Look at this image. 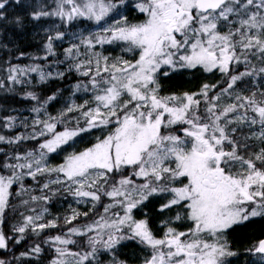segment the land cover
Listing matches in <instances>:
<instances>
[{
    "label": "snow or ice",
    "instance_id": "6c2138e0",
    "mask_svg": "<svg viewBox=\"0 0 264 264\" xmlns=\"http://www.w3.org/2000/svg\"><path fill=\"white\" fill-rule=\"evenodd\" d=\"M8 3L0 0V19ZM126 4L55 0L32 16L101 27L65 50L64 70L9 62L0 79V89L14 91L30 85L33 73L42 84L74 73L82 79L72 95H90L52 115L48 106L61 89L47 96L26 91L31 119L0 118V250L59 229L42 241L54 253L49 264H127L118 250L130 242L146 251L142 264H231L239 253L230 232L264 218V0H134L142 16L135 23L113 17ZM64 39V31L49 34L45 55L33 59L56 57L55 42ZM105 45H121L125 55L97 50ZM198 72L218 80L162 94L164 78ZM97 131L89 146L68 151ZM30 141L37 143L26 147ZM61 153L62 162L52 164ZM24 196L19 207L27 213L13 203ZM58 197L87 210L69 205L67 215L48 219L47 205ZM154 200L162 201L159 212L174 213L160 222L159 235L147 213L135 215ZM10 213L20 219L5 232ZM247 251L264 260V239ZM43 252L34 243L20 256ZM19 258L0 256V264Z\"/></svg>",
    "mask_w": 264,
    "mask_h": 264
},
{
    "label": "rangeland",
    "instance_id": "374dc122",
    "mask_svg": "<svg viewBox=\"0 0 264 264\" xmlns=\"http://www.w3.org/2000/svg\"><path fill=\"white\" fill-rule=\"evenodd\" d=\"M55 0H20V3H15L14 0H9L8 5H6V9L3 10V18L0 19V24L3 25L7 22H12L15 19H20L22 17H27L29 22L27 25L22 28L18 27L16 30H8L5 32H0V54L5 52L10 53L14 50H17L18 54L15 58L16 62L21 58H26L28 65H32L37 63V59H33L34 57H43L45 55V45L47 43V37L49 34H55L56 31H64L65 39L62 41L55 42V51L57 53L56 60L54 61V66L46 68L48 71H57L64 70L68 61L65 58V50L75 42H78L79 39L85 38L89 35L95 34L100 30V25L96 24L94 21H90L87 19H77L73 21L71 24H65L61 20L56 17H42L39 20H35L32 16L40 11L51 10L54 7ZM134 0H128V4L119 8L117 12L113 13V17L115 19H119L121 15L127 16L128 20L135 23L138 20L142 19V16L135 11ZM112 18L106 22L108 24L112 23ZM2 28V27H1ZM83 51V49H81ZM97 50L102 51L105 55L111 56H121L125 55L122 51L121 45H105L102 49L98 48ZM21 53H24L23 57H21ZM52 58V57H49ZM130 58V54L128 57ZM42 60V59H38ZM56 61H64V63L57 64ZM15 65V63L13 64ZM21 66H25L19 64ZM243 70V69H241ZM7 73H0V79L6 80ZM31 84L30 85H14V91H6L5 89H0V94L3 92H8L12 95L24 94L26 91H30V89L35 88L37 86H47L51 85L53 82L65 85L61 88V94L58 96V101L53 102L48 106V111L52 115H56L62 109H64L65 105L69 102L75 101V103H82L84 100L90 99V95L87 93H77L75 96L72 95L70 89H72L80 79L77 74L69 73L65 79L63 80H49L47 83H40L39 77L33 73L30 77ZM218 80V76H211L205 73H184L183 75L175 74L172 78H164L161 81V91L162 94L167 95L171 93H183L185 91H196L199 89L202 83H212ZM247 88V85L244 86ZM32 107V106H31ZM31 107L26 108L24 110L16 109L10 110L4 115L1 116L3 118L6 115H16V116H24L31 119L32 113L30 111ZM3 108L0 106V111ZM17 131H25L24 129H18ZM9 135L11 133H8ZM99 132H94L93 134H84L83 137H78L75 141V147L69 148L68 151L72 150H80L86 146H89L95 139V136L98 135ZM31 142V141H30ZM35 142L36 141H32ZM66 153H61L60 155H53L50 160L52 164L61 163L63 157ZM31 180V179H26ZM33 182V181H32ZM33 187H35L33 183ZM39 191H36V195H39ZM160 203L162 201L154 200L148 205H152V209L149 214H147L148 219L151 217L153 219L152 228L157 234H160V222L166 219L168 216L173 215L172 212L161 213L157 209L159 208ZM69 205L72 207L78 208V210L86 211L87 208L83 205H76L71 197L64 199L62 197L55 198L52 203L48 204L49 208L48 219H51L52 216H64L69 212ZM144 210V212H143ZM146 213L145 208L142 210H137L135 215L137 219L144 218V214ZM259 222L264 225V218H256L252 221H249L245 226H250V224ZM245 226H239L236 228L234 232H230L229 234V242L232 244V247L235 251L239 253V255L230 258L231 264H264V260L258 257L260 254L250 253L247 251V247L241 246L239 244V235ZM238 238V239H237ZM251 246V245H250ZM126 248V249H124ZM2 251V250H1ZM119 258L127 261V264H142V259L146 254L145 250H142L141 247L137 246L135 243H129L126 246H122L119 250ZM125 252L127 253V257L125 256ZM121 255L122 258H121ZM136 261V262H134Z\"/></svg>",
    "mask_w": 264,
    "mask_h": 264
},
{
    "label": "trees",
    "instance_id": "16d2710c",
    "mask_svg": "<svg viewBox=\"0 0 264 264\" xmlns=\"http://www.w3.org/2000/svg\"><path fill=\"white\" fill-rule=\"evenodd\" d=\"M19 20L21 21V23L19 24L16 22L17 19L13 20L12 22H7L3 25L0 24V32L1 31L5 32V30L6 31L16 30L20 26L24 28L27 25V23H31L29 22L27 17L25 18L22 17ZM17 54H18L17 50H14L13 52H10V53L5 52L3 54H0V73L5 72V69L8 67L9 62L11 64L15 63V64L28 65L26 58H21L20 60L16 62L15 58ZM55 60H56V57H52V58H49L48 61H44L42 59V60H37L36 62L40 64L42 67L49 68V65H51V67L55 65L54 64ZM64 85H65L64 83L58 84V83L53 82L51 85L37 86L35 88L30 89V91H35L41 96H47V95H51L56 89H61L62 86ZM24 94L12 95L6 91L3 92L2 95L0 94V106L3 108V110L0 111V118L2 115H4L10 110H16V109L24 110L26 108L33 106L34 102L23 98ZM32 145H35V142H32V141L28 142V145H26V147L32 146ZM4 147L6 149L9 148V146H4ZM25 185L33 187V182L31 180H25ZM16 190L18 191L19 189H16ZM33 194L36 195V192H34ZM22 198L26 199L27 196L14 197L13 203L18 206L20 211H25L27 213L26 209L19 207V202ZM151 209H152V205H148L147 207H145L146 213L149 214ZM19 219H20L19 216H17L15 213H10L9 219L5 224V229H4L5 232H10V225L15 224ZM149 222L151 225H153V219L151 217L149 218ZM59 231H60L59 229H50V230H47L45 233H42L41 236L39 237L29 234L27 239L22 241L20 244L12 245L10 253H5L0 250V256L7 255L9 258H11V256L14 254L16 257H20L18 260H16L15 264H49V259L52 255H54V253H52L51 250L48 248V246L44 245L42 241L46 236L58 234ZM263 238H264V225H262L259 222H255L253 224L251 223L250 226H245L243 228L241 235H239V239L237 238L238 239L237 241H239V244L241 246L250 248L258 240L263 239ZM34 243H41L42 247L44 248V252L40 255V257L39 258L21 257L20 254L27 252ZM125 254H126L125 256L121 255V258L122 256L127 257L126 252ZM258 257L260 258L261 256L258 255Z\"/></svg>",
    "mask_w": 264,
    "mask_h": 264
},
{
    "label": "bare ground",
    "instance_id": "6f19581e",
    "mask_svg": "<svg viewBox=\"0 0 264 264\" xmlns=\"http://www.w3.org/2000/svg\"><path fill=\"white\" fill-rule=\"evenodd\" d=\"M246 264V263H245Z\"/></svg>",
    "mask_w": 264,
    "mask_h": 264
},
{
    "label": "water",
    "instance_id": "95a60500",
    "mask_svg": "<svg viewBox=\"0 0 264 264\" xmlns=\"http://www.w3.org/2000/svg\"><path fill=\"white\" fill-rule=\"evenodd\" d=\"M264 239V238H263Z\"/></svg>",
    "mask_w": 264,
    "mask_h": 264
}]
</instances>
